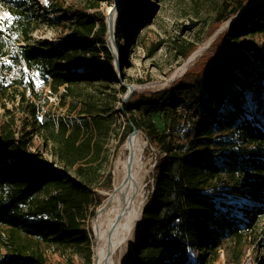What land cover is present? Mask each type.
<instances>
[{"label": "trees", "instance_id": "1", "mask_svg": "<svg viewBox=\"0 0 264 264\" xmlns=\"http://www.w3.org/2000/svg\"><path fill=\"white\" fill-rule=\"evenodd\" d=\"M238 4L242 6V2ZM139 5L138 0H125L126 12L118 21V28L126 20L137 18ZM15 14L16 30L27 43L20 47L17 62L23 60L28 67L36 69L54 92L64 86L70 89L82 83L113 82L117 78L103 13L67 11V18L71 19L70 33L54 44L38 42L34 46L29 36L34 30L31 17L25 11ZM246 16L249 20L259 19L250 32L264 33V0ZM223 22L224 17L217 19V25ZM240 24L237 22L231 33ZM243 26L248 28L246 23ZM118 34L120 31L116 37ZM232 36L237 40L240 34ZM3 50L0 44V57L8 54ZM194 51L195 47L184 57ZM104 67H108L110 74L102 70ZM203 69L192 68L181 80L169 83L161 91H135L122 106L125 114H129V131L133 132L130 126L134 125L144 133L149 146L160 151L153 171L154 193L142 214L136 254L130 264H197L189 255L193 248L213 257L210 264L227 238L240 239L242 227L247 229L250 225H239L240 222L222 211L213 195L206 193L207 189L223 185L225 175L239 181L245 175L252 176L244 187L236 182L234 193L261 205L255 213L264 217V121L259 115L264 116V97L257 112L246 109L242 98L245 96L243 72L251 70L258 79L264 80V67L255 64L250 56L235 51L224 66ZM126 91L121 86L118 92L124 95ZM182 106H189L190 111L180 116L178 109ZM134 110L163 112L188 127L182 138H176L174 146L162 136L151 117L145 114L138 120ZM210 110H217L218 114L211 115ZM30 113L31 118L36 117L34 109ZM211 116L219 119L224 129L240 131L247 147L225 149L219 157L211 150L196 151L204 143L201 139L211 135V130L206 128ZM112 124L110 115L93 107L82 110L80 117L68 124L38 121L45 142L52 144V155L65 171H47L38 163V157L30 153L31 139L15 137V132L5 126L0 137V225L48 246L90 248V232L85 222L94 219L102 200L93 194L89 171L102 148L100 141L109 134ZM186 147L185 151H179ZM68 170H74L75 177ZM260 246L264 251V240ZM88 255L90 259L91 253ZM0 264L47 263L41 251L29 252L17 245L10 249L9 256L0 258Z\"/></svg>", "mask_w": 264, "mask_h": 264}, {"label": "rangeland", "instance_id": "2", "mask_svg": "<svg viewBox=\"0 0 264 264\" xmlns=\"http://www.w3.org/2000/svg\"><path fill=\"white\" fill-rule=\"evenodd\" d=\"M113 1L0 0V44L3 45V51L8 53L0 57V137L1 131L8 126V129L15 132V137L31 139L29 151L38 157V163L47 171H65L52 155V144L45 142V134L38 129V121L55 124L63 121L68 124L72 119L80 117L81 111L89 107L107 113L113 124L109 134L102 137L99 156L89 171L93 194L102 201L113 188L114 163L119 145L124 141L125 135L134 132L129 131L127 126L131 123L128 119L129 114H125L122 108L123 97L131 87L140 93L157 92L168 87L171 83L169 82L171 73H175L204 42L215 33H219L226 23H229V26L221 31L210 47L189 65L177 81L195 67L203 69L215 65L224 66L229 55L235 51L250 56L255 64L264 67V33L250 32L259 19H246V13L256 8L262 0H138L140 5L137 18L134 21L126 20L119 28L116 24V33L120 31V34L118 37L115 34L116 49L113 55L124 57L125 69L117 78L112 79L115 80L113 82L103 83L97 80L72 86L70 89L64 86L54 92L50 84L39 77L36 69L28 67L23 60L17 62L20 47L26 46L27 43L23 40L21 32L16 30L15 13L25 11L31 17V27L34 30L29 36L32 46L38 42L54 44L70 33L71 19L67 18V11L84 10L88 14L98 12L103 13L106 18L108 7ZM239 1L242 2L241 7ZM125 12L124 0L122 15ZM122 15L117 19V23ZM219 17H224V22L217 25ZM237 22L241 24L231 33ZM245 23L248 28H244ZM233 34H240V37L233 40ZM194 47L195 51L185 58L184 54ZM101 65L103 66V62ZM102 70L108 73L110 71L108 67ZM243 74L245 77L243 103L246 109L257 112L264 97V80L258 79L251 70ZM104 84H111L115 88H107ZM121 86L127 90L124 95L118 92ZM32 109L36 112L35 118L30 116ZM210 113L218 114L217 110H210ZM133 114L138 120L145 114L151 117L162 136L174 146L177 145L176 138H182L188 127L174 116L163 112L134 110ZM259 115L264 121L263 114ZM209 121L210 125L206 128L211 130V135L201 139L204 143L199 144L196 151L211 150L215 157H219L225 149L247 147L240 131L224 129L220 120L212 116ZM134 128V125L130 126V129ZM142 134L146 141L145 161L151 171L144 184L143 214L154 193L153 171L160 151L156 147H150L146 136ZM228 143L231 145L225 146ZM186 149L187 147L179 151L183 152ZM68 171L75 177L74 170ZM251 178V175H245L239 181L225 175L223 185L206 190V193L213 195V200L220 204L222 211L240 222L239 225L242 226V223L250 225L247 229L242 227L240 239L227 238L210 264H264V251L260 246V241L264 240V217L255 213L261 205L246 196L236 195L233 189L236 182H239L240 187H244L245 182ZM92 220L85 222V227L90 232L91 247L82 249L75 246L68 248L48 246L0 225V258L9 256L10 249L21 245L29 252L41 251L47 264H94V236L90 229ZM141 220L132 236L126 256H129L137 245ZM189 255L191 261L197 264H209V260L213 259L206 255L204 250L197 248L191 249Z\"/></svg>", "mask_w": 264, "mask_h": 264}, {"label": "bare ground", "instance_id": "3", "mask_svg": "<svg viewBox=\"0 0 264 264\" xmlns=\"http://www.w3.org/2000/svg\"><path fill=\"white\" fill-rule=\"evenodd\" d=\"M123 0H114L107 10V30L109 34L115 20L123 13ZM229 26L226 23L221 31ZM215 33L195 51L188 60L177 68L175 80L181 77L189 65L221 33ZM108 44L113 50L109 36ZM146 141L143 134L131 133L118 148L114 163V181L112 191L97 208L96 215L90 224L93 233L94 264H130L135 250L129 256L132 236L141 220L145 204L144 184L150 170L145 161Z\"/></svg>", "mask_w": 264, "mask_h": 264}, {"label": "water", "instance_id": "4", "mask_svg": "<svg viewBox=\"0 0 264 264\" xmlns=\"http://www.w3.org/2000/svg\"><path fill=\"white\" fill-rule=\"evenodd\" d=\"M122 3H124V0H123ZM116 24H117V20L114 21L110 34H109L108 30H107V42H108V38L110 36L111 37V40H112L113 50L110 48L109 44H107V45H108L109 51L112 54H114V51L116 49L115 42H114L115 34H116ZM106 26H107V21H106ZM213 41L210 43V45L213 43ZM210 45H208V47L206 49H208L210 47ZM114 59H115V70L117 71V75L119 76L120 75V72H121V57L119 55L118 56L116 55V56H114ZM174 75H175V73L170 77L169 82L175 81V77H173ZM134 92H135V89L133 87H131L129 89V92H127L124 95V97H123V103H126L131 98V96L134 94ZM133 131L136 132V133H139V134L142 133L141 131L137 130L136 128H134Z\"/></svg>", "mask_w": 264, "mask_h": 264}, {"label": "built area", "instance_id": "5", "mask_svg": "<svg viewBox=\"0 0 264 264\" xmlns=\"http://www.w3.org/2000/svg\"><path fill=\"white\" fill-rule=\"evenodd\" d=\"M178 111L180 113H184L185 114V113H188L190 111V109H189V106H182V107H179Z\"/></svg>", "mask_w": 264, "mask_h": 264}]
</instances>
